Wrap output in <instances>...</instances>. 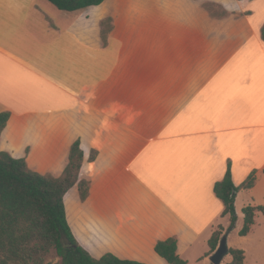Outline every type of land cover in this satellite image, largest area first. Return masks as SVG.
<instances>
[{"label":"crops","instance_id":"obj_1","mask_svg":"<svg viewBox=\"0 0 264 264\" xmlns=\"http://www.w3.org/2000/svg\"><path fill=\"white\" fill-rule=\"evenodd\" d=\"M206 2L105 0L69 12L0 0V151L59 178L80 141L89 195L76 185L64 200L93 258L168 264L155 247L176 238L188 264H211L209 240L230 223L214 193L229 164L237 187L255 173L236 212L264 207V15L259 0H223L225 16Z\"/></svg>","mask_w":264,"mask_h":264},{"label":"trees","instance_id":"obj_2","mask_svg":"<svg viewBox=\"0 0 264 264\" xmlns=\"http://www.w3.org/2000/svg\"><path fill=\"white\" fill-rule=\"evenodd\" d=\"M104 1L49 0L59 10L69 12L98 6ZM226 14L225 11L214 15ZM262 37L264 39V27ZM8 118V113L0 114V135ZM96 156L97 152L93 151L89 160L94 161ZM83 163L84 152L80 141L72 145L69 164L59 178L50 174L41 175L30 169L25 159H14L0 151V264H48L46 259L52 250L61 258L60 264H144L122 260L113 254L96 259L78 244L68 224L64 199L76 185L79 186L81 200L88 198L90 182L80 180ZM254 184L255 173H252L240 187L235 186L229 164L225 177L215 185L214 193L224 205L223 216H230L227 234L236 229L238 215L235 203L238 192L251 189ZM257 212L264 213V207L249 206L243 209L244 224L239 231L240 237H246L251 232ZM223 229L219 226L213 233L206 256H212L221 240L227 237ZM155 251L168 264H188L178 255L176 238L159 241ZM229 254L232 257L229 264H245L244 250L230 248Z\"/></svg>","mask_w":264,"mask_h":264},{"label":"rangeland","instance_id":"obj_3","mask_svg":"<svg viewBox=\"0 0 264 264\" xmlns=\"http://www.w3.org/2000/svg\"><path fill=\"white\" fill-rule=\"evenodd\" d=\"M221 1L223 0H207V2L205 3V7L214 14H223L225 13V9L222 6ZM255 8L257 9L259 15H264V0H259ZM261 198L264 199L263 194L261 195ZM237 214L240 219L237 223L236 229L231 231L230 235L229 233L227 235L229 249H243L248 254L247 264H264V219L262 221L260 229H257L254 235L250 236V238H244L239 236V231L243 227V213L242 211H240L237 212ZM225 223L230 226V223L228 221H225ZM225 233L227 234V230L224 228L223 234L225 235ZM231 261L232 257L229 254L225 256L222 264H229ZM46 263L60 264L61 258L57 256L55 250H52L46 259Z\"/></svg>","mask_w":264,"mask_h":264},{"label":"water","instance_id":"obj_4","mask_svg":"<svg viewBox=\"0 0 264 264\" xmlns=\"http://www.w3.org/2000/svg\"><path fill=\"white\" fill-rule=\"evenodd\" d=\"M227 255H229L228 239L224 237L216 252L210 257V261L212 264H222L223 259Z\"/></svg>","mask_w":264,"mask_h":264}]
</instances>
